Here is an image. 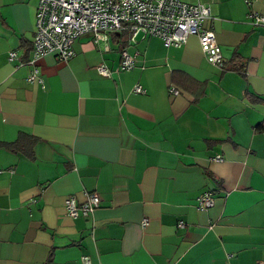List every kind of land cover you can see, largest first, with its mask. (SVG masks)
<instances>
[{"label": "crops", "instance_id": "1", "mask_svg": "<svg viewBox=\"0 0 264 264\" xmlns=\"http://www.w3.org/2000/svg\"><path fill=\"white\" fill-rule=\"evenodd\" d=\"M37 1L0 0V264H264V0H188L220 64L124 31L34 57Z\"/></svg>", "mask_w": 264, "mask_h": 264}, {"label": "built area", "instance_id": "2", "mask_svg": "<svg viewBox=\"0 0 264 264\" xmlns=\"http://www.w3.org/2000/svg\"><path fill=\"white\" fill-rule=\"evenodd\" d=\"M211 17L208 4L188 0H38L34 16L33 55L40 56L55 52L59 59L67 60L73 54L72 44L82 34L89 33L94 41H105L109 33L124 31L131 42L137 36H157L164 46L182 45L189 35H196L206 59L220 64L222 55L215 33L203 27L205 18ZM255 24L264 25V14H252ZM15 52H9L13 59ZM120 67L130 68L134 54L125 48L120 50ZM98 73L109 76L110 70L104 64L96 66ZM33 74L29 77L32 78ZM135 91H143L135 84ZM169 91L177 93L173 86ZM220 159L219 156L212 157ZM99 203L95 191L86 193L85 200L77 203L73 196L65 200L66 211L71 217L91 212ZM213 203L210 191H204L197 198V207L204 209ZM143 223L146 219H143ZM178 226H184L178 221ZM80 264H91L86 255L80 257Z\"/></svg>", "mask_w": 264, "mask_h": 264}, {"label": "trees", "instance_id": "3", "mask_svg": "<svg viewBox=\"0 0 264 264\" xmlns=\"http://www.w3.org/2000/svg\"><path fill=\"white\" fill-rule=\"evenodd\" d=\"M9 145H10V146H11V145L13 146V145H16V143L14 142V143H11V144H9Z\"/></svg>", "mask_w": 264, "mask_h": 264}]
</instances>
